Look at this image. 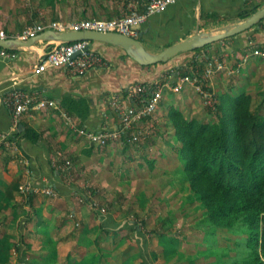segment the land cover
Returning <instances> with one entry per match:
<instances>
[{
	"label": "rangeland",
	"instance_id": "obj_1",
	"mask_svg": "<svg viewBox=\"0 0 264 264\" xmlns=\"http://www.w3.org/2000/svg\"><path fill=\"white\" fill-rule=\"evenodd\" d=\"M131 2L133 0H0V15L7 16L6 23H0V27L7 25L14 33H22L36 24L93 18L92 13L113 19L130 13ZM120 7L125 11L116 15ZM224 42H215L208 49L198 51L191 63L187 61L191 56L188 53L173 58L172 66L185 64L183 66L190 70L182 77L189 76L190 80L182 81L179 90L165 82L157 109L137 120L109 146H95L90 162L59 165L62 154L56 152L55 167L70 174L66 167L72 166V175L65 177L83 188V193L79 191L74 198L75 206L87 209L81 217L69 215L73 228L66 231L70 232L59 244L60 264H68L70 254L73 260L99 256L100 260L94 264L229 263L230 256L235 254V242L240 239L233 229L214 226L208 219L201 192L185 174V158L180 153L183 142L177 127V122L184 119L212 121L214 113L210 108L216 109L242 91L251 93L253 108L264 114V58L252 55L254 45L248 49L236 47L235 52L228 48L234 46V37ZM149 48L152 52L164 49L159 45ZM206 56H212L213 61ZM217 59L223 62V69L216 66ZM193 60L197 62L195 70H192ZM5 146L18 152L11 144ZM75 172L78 175L74 176ZM21 186L23 203L40 190L36 188L24 194ZM52 188L55 195L48 194L44 188L39 193L43 203L58 198V192ZM15 201L20 205L19 200ZM18 220L16 218V224ZM8 231L10 235H5L12 236V229ZM0 246L4 248L5 242L2 244L0 240ZM15 247L14 242L9 248ZM55 247L58 248V243ZM0 264H11V261L0 260Z\"/></svg>",
	"mask_w": 264,
	"mask_h": 264
},
{
	"label": "crops",
	"instance_id": "obj_2",
	"mask_svg": "<svg viewBox=\"0 0 264 264\" xmlns=\"http://www.w3.org/2000/svg\"><path fill=\"white\" fill-rule=\"evenodd\" d=\"M261 2L264 4V0H180L164 12L150 16L142 26L140 37L147 48L159 45L165 49L197 32H222L233 22L241 21L237 19V14L245 7ZM119 9L121 11H115L116 15L125 11L123 7ZM92 14L93 18H102ZM0 16V23L5 24L7 16ZM0 29L9 36L20 34L14 33L7 25H2ZM232 37L234 46H227L235 52L236 47L248 49L251 45L261 46L264 45V28L253 27ZM48 41H39L27 47L12 45L8 49L16 56L0 58V140L2 134L16 132L12 129L11 108L6 103V96L13 87L38 91L41 96L57 102V107L31 109L22 116L20 124L23 128L20 130L18 126L22 134L15 133L11 139L18 149L17 153L13 147L0 146V240L2 244L5 242L4 248L0 246V260H10L11 264H42L44 260L48 261L43 264H60L62 254L59 244L70 232L66 231L73 228L69 215L81 217L87 211L84 206H75L74 198L79 191L83 193V188L55 167L56 152L62 154L59 165H66L68 161L72 166L82 161L90 162L93 149L98 145L84 133L114 130L120 126L119 115L110 104L111 97L114 94L121 97L125 91L143 86L141 83L172 84L177 74L176 70L165 71L162 66L143 67L121 46L102 41L91 44L92 50L106 59L101 66L84 74L73 73L64 65L50 66L35 73L40 56L48 49ZM221 43L225 44L224 41ZM64 97L88 100L90 113L82 125L77 115L67 113L61 106ZM124 104L129 105L127 102ZM26 127L40 134L36 142L24 136ZM90 148L91 154L87 153ZM69 173L66 174L72 175L71 169ZM26 181L40 190L23 203L20 201V186ZM46 186L54 187L58 198L43 203L39 193ZM15 200H19L20 205ZM16 218L19 219L17 224ZM8 229H12V236H7L10 235ZM14 242L19 247L9 248ZM57 243L58 248L52 249L51 246Z\"/></svg>",
	"mask_w": 264,
	"mask_h": 264
},
{
	"label": "trees",
	"instance_id": "obj_3",
	"mask_svg": "<svg viewBox=\"0 0 264 264\" xmlns=\"http://www.w3.org/2000/svg\"><path fill=\"white\" fill-rule=\"evenodd\" d=\"M263 5L261 2L245 7L237 14V19H246ZM131 10L132 8L128 7V11ZM254 27L264 28V19ZM228 40L229 38L222 41ZM94 42L91 41V44ZM212 44L180 54H191L187 58L191 63L198 51ZM95 53L101 57L103 65L106 59ZM126 54L131 57L127 52ZM173 58L150 66H162L165 71L178 70L179 74L174 75L175 84L177 79L188 75L190 70L183 66L185 64L172 66ZM206 59H212V56H206ZM193 62L192 70H195L197 62ZM141 93L142 91L139 94ZM132 94V88L125 91L121 95L122 101L137 105L140 95L135 97ZM149 95L145 92V96ZM61 106L67 113L77 115L81 121L80 125L90 113V104L85 98L64 97ZM210 112L214 113L212 121L184 119L183 122H177L183 142L180 153L185 158V174L201 192L211 223L214 226L222 225L233 229L240 239L235 242V254L230 256L227 264H264V114L253 108V96L246 91L237 96H230L226 103L220 104L216 109L210 108ZM15 133L22 134L19 130ZM24 136L36 142L40 134L33 128L26 127ZM108 145L110 144L104 146ZM91 151L90 148L87 153L91 154ZM63 173L66 176V172ZM51 247L55 249V244ZM98 257L91 255L89 258L73 260L70 254L68 264H94L100 260ZM47 261H42V264Z\"/></svg>",
	"mask_w": 264,
	"mask_h": 264
},
{
	"label": "built area",
	"instance_id": "obj_4",
	"mask_svg": "<svg viewBox=\"0 0 264 264\" xmlns=\"http://www.w3.org/2000/svg\"><path fill=\"white\" fill-rule=\"evenodd\" d=\"M178 1L180 0H133V2L130 3L132 10L122 17L113 19L85 18L70 22L36 24L17 36H9L5 30L0 29V39L19 38L21 40H28L49 29L60 32L72 30H92L104 33L117 32L139 38L141 36L143 24L148 21L150 16L164 12L170 5ZM47 45L48 49L40 56L38 64L34 69L35 73H40L50 66L64 65L73 73L84 74L102 64L101 57L92 50L91 41L89 40H78L73 42L48 41ZM252 47V55L264 58V45H254ZM15 56V52L0 46V58H14ZM209 60L213 61L212 59ZM215 61L217 62L216 66L223 69V62H218V59ZM176 73L177 75L179 74L178 71ZM182 77L177 79L175 84H171L174 89L179 90L182 86V81L190 80L189 76ZM164 86V83L156 82L145 86H139V88L137 86L134 87L132 89V95L135 97L140 95L137 105L126 106L121 100V97L118 94H114L110 99V104L113 110L119 115V128L83 133L87 135L92 143L98 146H104L120 139L121 135L131 129L137 120L148 117L157 109L163 97ZM140 91H142V94H139ZM145 92L150 95L145 96ZM6 103L11 108L12 129L14 131L18 130L22 116L31 109H41L48 106L57 107L56 100L43 97L38 91L26 90L16 86L8 92ZM13 134L14 132L2 134L0 146L7 144L13 145L14 142L11 140ZM67 164H70V162L68 161ZM66 168L69 170V167ZM44 189L46 190L45 192L50 195L56 194L52 187ZM33 190H36V188L32 183L21 186V193L25 194Z\"/></svg>",
	"mask_w": 264,
	"mask_h": 264
},
{
	"label": "water",
	"instance_id": "obj_5",
	"mask_svg": "<svg viewBox=\"0 0 264 264\" xmlns=\"http://www.w3.org/2000/svg\"><path fill=\"white\" fill-rule=\"evenodd\" d=\"M264 19V6L258 9L255 13L250 15L244 20L238 21V23L226 28L220 33L212 32H197L194 35L175 43L159 52H152L147 49L143 43L141 37L134 38L122 33L117 32H98L92 30H79V31H56L54 29L46 30L28 40H21L19 38L0 39V46L8 48L12 45L27 47L32 46L39 41H62L73 42L78 40L89 41H102L109 42L114 45L121 46L126 52L137 60L143 66H150L157 63L167 62L174 56L186 52L192 51L214 42H218L239 33L247 31L253 28L258 22ZM23 128V124H20V130Z\"/></svg>",
	"mask_w": 264,
	"mask_h": 264
}]
</instances>
